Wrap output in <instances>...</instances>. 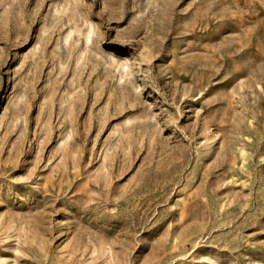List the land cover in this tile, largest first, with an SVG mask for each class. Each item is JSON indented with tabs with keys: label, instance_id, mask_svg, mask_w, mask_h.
<instances>
[{
	"label": "rangeland",
	"instance_id": "1",
	"mask_svg": "<svg viewBox=\"0 0 264 264\" xmlns=\"http://www.w3.org/2000/svg\"><path fill=\"white\" fill-rule=\"evenodd\" d=\"M0 264H264V0H0Z\"/></svg>",
	"mask_w": 264,
	"mask_h": 264
}]
</instances>
